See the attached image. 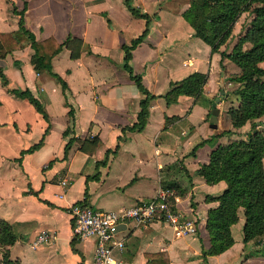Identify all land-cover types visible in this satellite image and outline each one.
<instances>
[{"label": "crops", "instance_id": "obj_1", "mask_svg": "<svg viewBox=\"0 0 264 264\" xmlns=\"http://www.w3.org/2000/svg\"><path fill=\"white\" fill-rule=\"evenodd\" d=\"M13 4L23 10L24 26L50 55L52 69L67 82L76 117L66 136L69 107L59 82L45 69L34 68L30 43L24 41L19 47L10 39L20 17L12 11ZM130 4L150 19L149 30L130 60L133 71L156 95L149 101L147 121L140 130H123L136 121L143 94L122 67V44L144 30L146 19L133 14L126 0H0V33L11 48L0 56L7 79L5 85L0 77V219L17 234L4 247L9 258L21 264H94L95 237H74L69 211L82 203L85 190L84 201L93 208L122 209L152 197L167 183L177 194L179 211L195 222V232L177 234L158 221L121 222L115 236L122 237L124 245L113 253L121 264H146L145 253L159 251L167 252L170 264H206L201 251L210 246L207 212L218 204L226 182L209 183L196 170L219 144L245 139L254 128L264 130V114L253 119L254 127L249 120L239 127L232 125L227 109L238 105L233 90L239 82L228 77L241 69L228 57L221 65L220 50L230 51L244 34L253 16L250 11L239 15L226 42L213 51L192 34L182 15L189 0H130ZM67 37L81 40L78 56L71 57L65 44L52 52ZM259 65L264 67V60ZM193 71L207 74L202 95L179 94L174 102L159 96L171 81ZM221 78L225 95L217 103V127L212 128L208 117ZM9 87L28 88L43 102L49 118L46 133L48 122ZM224 129L234 132L220 133ZM72 135L75 139L65 153ZM41 137L38 148L21 156V150ZM237 213L230 226L233 243L207 255L209 264H264V233L245 241L243 208ZM43 232L50 236L48 241L38 240Z\"/></svg>", "mask_w": 264, "mask_h": 264}, {"label": "trees", "instance_id": "obj_2", "mask_svg": "<svg viewBox=\"0 0 264 264\" xmlns=\"http://www.w3.org/2000/svg\"><path fill=\"white\" fill-rule=\"evenodd\" d=\"M25 5H26V1ZM128 9L136 15L146 19L144 30L133 37L129 43H123L124 52L122 67L126 69L136 86L143 94L140 99V110L136 121L127 127L128 129L140 130L144 127L149 114V101L156 95L151 93L142 82V76L135 73L130 64L132 50L144 40L149 30V16L140 12L126 0ZM250 11L253 16L236 43L230 51L220 50L221 65L222 58L228 57L239 67L238 74L230 75L228 78L239 82L233 91L238 96V105L230 106L227 112L233 126L239 127L246 121L264 114V67L259 62L264 60V0H189L188 7L182 12L183 17L193 28V35L200 37L211 46L213 51L219 50L221 44L225 43L229 37L233 23L243 11ZM12 11L20 15L19 28L10 37L17 46H23L24 41L30 43L34 52L31 55V62L37 71L45 69L61 86L65 98V104L69 107V124L63 134L66 136L74 129L75 108L69 101V90L65 79L52 69L50 55L42 50L40 43L35 39L34 34L24 26L23 10H17L13 4ZM0 33V56L11 48H7ZM249 42L248 47L244 43ZM65 44L71 49V57L78 56L81 47V40L78 38L67 37L62 43L58 44L52 52H56ZM0 77L6 85L7 79L0 68ZM207 79V74L200 71H193L178 81H171L169 88L163 96L167 102H174L179 94H188L198 97L202 95L203 85ZM8 90L22 98H26L34 108L48 122L45 128L46 133L49 128V118L43 102L36 97L28 88H11ZM234 132L231 129H224L220 133ZM217 133L216 135L220 134ZM215 135V136H216ZM75 139L70 136L64 146L66 153L68 147ZM209 139H205L204 141ZM203 141V142H204ZM42 143V137L27 149L21 150V156L26 152H31L38 148ZM202 143V142H201ZM200 144V143H199ZM198 145V144H197ZM196 145V146H197ZM195 146V147H196ZM21 156L17 158L21 160ZM264 130L253 129L245 139H239L227 144H219L214 148L209 161L202 163L196 170L209 183L224 180L225 188L217 196L218 204L207 212L206 227L210 235V246L202 248L201 256L206 264L207 255L219 253L228 248L233 243L230 226L238 219V208L242 207L244 212L243 239L259 238L264 233ZM52 162L50 160L48 165ZM98 177L97 174L94 175ZM163 187H172L170 184H162ZM173 188V187H172ZM174 189V188H173ZM85 190L84 200L87 198ZM81 203V202H80ZM17 238L12 225L5 219H0V248H3L0 264H21L19 260L10 259L9 253L4 247L6 243H13ZM146 264H170L169 256L166 251L155 253H145Z\"/></svg>", "mask_w": 264, "mask_h": 264}, {"label": "built area", "instance_id": "obj_3", "mask_svg": "<svg viewBox=\"0 0 264 264\" xmlns=\"http://www.w3.org/2000/svg\"><path fill=\"white\" fill-rule=\"evenodd\" d=\"M62 184L65 180L61 181ZM177 194L172 187L161 186L147 199H140L122 209H97L88 204L77 203L70 207L73 236L95 237L94 264H121L113 253L124 245L122 237H116L119 223L144 225L154 221L168 224L177 234L194 233L195 222L185 217L178 209ZM43 232L39 241H48Z\"/></svg>", "mask_w": 264, "mask_h": 264}, {"label": "water", "instance_id": "obj_4", "mask_svg": "<svg viewBox=\"0 0 264 264\" xmlns=\"http://www.w3.org/2000/svg\"><path fill=\"white\" fill-rule=\"evenodd\" d=\"M225 95V90L223 87V78L220 79V88H219V94L213 99L211 102V109L209 113V125L212 128L217 127V120H218V114H219V107L217 106V103L221 101L222 97ZM120 225L116 226V229H120Z\"/></svg>", "mask_w": 264, "mask_h": 264}, {"label": "rangeland", "instance_id": "obj_5", "mask_svg": "<svg viewBox=\"0 0 264 264\" xmlns=\"http://www.w3.org/2000/svg\"><path fill=\"white\" fill-rule=\"evenodd\" d=\"M2 255H3V248H0V260L2 259Z\"/></svg>", "mask_w": 264, "mask_h": 264}]
</instances>
